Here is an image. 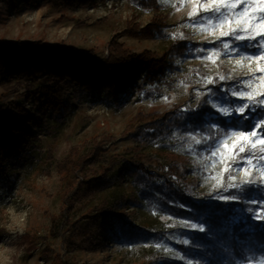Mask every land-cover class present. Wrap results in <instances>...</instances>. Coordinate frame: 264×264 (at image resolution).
Here are the masks:
<instances>
[{"label":"rangeland","instance_id":"1","mask_svg":"<svg viewBox=\"0 0 264 264\" xmlns=\"http://www.w3.org/2000/svg\"><path fill=\"white\" fill-rule=\"evenodd\" d=\"M159 1L162 8L156 11L145 9L134 0H94L76 8L61 9L43 0L29 5L20 0L18 4L0 0V40H43L78 51H91L99 59L108 55L109 43L117 34L118 40L133 51L151 50L158 55L180 34L190 40L187 54L172 60L173 66L161 82L154 83L149 93L135 91L121 106L108 102L100 94H85L70 81L61 83L72 103L67 120L62 123L50 117L34 127L39 141L31 157L24 164L11 165L12 187L0 189V264H159L155 262L157 256L177 254L181 237L170 231L176 219L151 208L140 196L131 174L133 162L140 161L152 170L161 171L167 169L177 154L178 159H184V154L191 155L192 171L180 183L199 197H207L216 183L226 181L229 172L224 171L225 165L220 160V152L228 159L223 145L217 157L211 158L210 152H199L196 145L193 147L189 142L182 145L180 128L161 139L131 137L140 123L194 97V89L205 91L210 85H204L203 77L214 79L218 73L224 74V66L229 70L235 68L232 73L238 75L237 80L261 75L255 71L257 62L249 64L245 60L236 65L239 57L232 55L230 61L220 41L208 42L213 39L211 33L216 31L214 25L208 24L209 18L214 20V14L199 12L189 17L193 5L188 0ZM158 15L165 16L168 23L163 34L136 37L125 33L136 24L146 26ZM200 24L204 25V31ZM230 39L221 38L222 41ZM241 43L247 44V41ZM213 47L221 55L204 60L209 55L207 50ZM221 63L225 65L222 67ZM199 68L206 75L196 71ZM249 68L253 70L251 73ZM45 83L46 78L38 82L0 78V98L8 102ZM149 86L146 84L145 88ZM232 87L239 90L242 85L231 82L227 93L230 94ZM252 88L264 90V84L253 80ZM231 97L215 96L213 100L218 107L239 103ZM27 105L34 110L33 103ZM233 139L229 137L226 142L231 145ZM241 146L246 147L238 144L233 154ZM93 154L97 158L89 161ZM243 155L239 153V157ZM228 162L231 163L230 159ZM248 167L260 178L264 177V160L253 159ZM231 174L239 181L244 173ZM102 181H107V186L102 189L93 186ZM124 198L129 199L126 204L121 203ZM108 204L116 205L127 220L151 228L157 234L140 243L106 235L88 215ZM260 212L263 214L264 209ZM157 243L160 248L156 247ZM247 258L240 264H264V253L258 250Z\"/></svg>","mask_w":264,"mask_h":264},{"label":"trees","instance_id":"2","mask_svg":"<svg viewBox=\"0 0 264 264\" xmlns=\"http://www.w3.org/2000/svg\"><path fill=\"white\" fill-rule=\"evenodd\" d=\"M5 1L18 4V0ZM20 1L29 5L38 0ZM43 1L54 8L61 9L87 5L94 0ZM134 1L145 9L159 11L162 8L159 0ZM167 25L165 16L158 15L146 26L141 27L136 24L129 27L125 33L136 37H156L164 33ZM118 37V34L113 37L108 46V55L101 59L91 51H78L63 45H52L43 40H0V78H26L34 82L42 78L47 79V83L21 93L18 96L20 98L8 102L0 98V189L12 187L11 165L24 164L31 157L39 141L34 127L41 124V120L44 121L50 117L62 123L67 120L72 110V103L61 83L70 81L77 88H81L85 94H100L108 102L121 106L124 99L135 91L144 90L149 93L154 83L161 82L168 68L173 66L172 60L187 54L190 44L188 38L178 37L162 55H158L151 50L133 51L124 42H120ZM220 65L223 67L225 64ZM224 70L225 73L230 71L226 66ZM196 71L206 75L204 69L199 68ZM232 75L238 77L234 73ZM216 78L217 75L214 80ZM231 82L233 81L225 84L224 92L213 88L216 96L230 98L231 94L227 92ZM146 84L150 86L145 88ZM21 98L25 101L20 100ZM231 99L235 98L231 97ZM197 102L195 95L165 113H158L148 122L140 123L139 127L131 132V137L161 139L171 136L175 128H180L181 144L189 142L195 147V142L186 135L184 124L187 121L182 119L185 115L182 110L189 104L196 107ZM28 103H33L34 110L28 108ZM198 114L202 125L217 124L219 128L215 131L218 133L221 129L227 131L235 125L234 117L231 118L230 124L229 117L223 116L209 105L200 107ZM244 124L248 127L250 122L246 120ZM259 147L258 145L256 150L257 157L260 155ZM244 155H250L247 146ZM183 156L184 159H178L177 154L167 169L161 171L152 170L140 161L132 164L131 174L134 184L139 188L140 196L145 199L146 204L163 214L174 217L176 224L170 230L171 233L178 234L181 238H189L191 241V244L187 246L178 243L177 254L157 256L155 262L187 264L186 260L180 258L183 254L192 258L193 264L197 260L202 261V264H240L243 260L247 261V256L256 250L264 253V221H253L252 214L246 211L249 207L253 209L259 207V201L264 200V190L247 187L242 194L243 199L238 203H223L207 197H199L185 184L180 183L183 176L192 171L190 165L193 158L189 154ZM96 158V154H93L88 159L91 161ZM250 172L252 178L257 179L259 183L261 178L257 172L254 170ZM241 178H244V174ZM227 181L228 176L225 182ZM106 183L107 181H102L93 186L102 189L107 186ZM253 199L257 200V204L247 202ZM128 200L124 198L121 203L126 204ZM180 205L185 207L182 208ZM94 211V214L88 215V219L95 220L99 230L108 236L116 235L128 242L140 243L157 234V231L151 228L127 220L123 214L119 213L116 205L114 207L109 204L102 205ZM189 217L195 221L203 220L206 226H210L214 238H210L207 231L201 233L182 227L181 220ZM234 217L246 220L251 226V231L244 230V223H233ZM195 245L203 247L197 248Z\"/></svg>","mask_w":264,"mask_h":264},{"label":"snow or ice","instance_id":"3","mask_svg":"<svg viewBox=\"0 0 264 264\" xmlns=\"http://www.w3.org/2000/svg\"><path fill=\"white\" fill-rule=\"evenodd\" d=\"M188 2L193 5L192 11L188 13L189 17L196 16L199 12L214 14V20L212 18L208 19V24L214 25L216 29V31L211 33L213 39L209 40V43L220 41L230 61L232 55L239 57L235 60L236 65H241L245 60L249 64L253 61L257 62L255 71L261 73L259 77L253 76L251 79L237 80L232 75V72L235 71V68H233L227 76L218 73L215 80L212 77L205 76L203 77L204 85H212V87H207L206 91H202L200 88L194 89L198 101L197 106L192 107L189 104L187 108L182 110L185 114L182 119L187 121L184 124L186 135L198 146L197 151H208L210 152L211 158H216L218 152H220V146L223 145V148L227 150L228 159L231 160V163H229L228 159L224 158V153L220 152V160L225 165L224 171L229 172L228 181L216 183L213 191L206 194L207 198L223 203H238L243 199L242 194L247 187L264 190V177L258 183L257 179L252 178V173L248 167L252 165V161L255 158L264 160V155L257 157L256 151L259 145V153H264V90L252 88L253 80H259L264 84V0H188ZM240 5H243V7L240 8ZM199 27L202 31L205 30L203 24H200ZM223 37H231V39L222 41L221 38ZM180 38H183L182 34H180ZM242 41H247V44L235 43ZM245 49H247L246 52L244 51ZM207 51L209 55L203 57L204 60H212L213 56L219 57L221 55L220 51L214 47ZM213 63L215 64V60H213ZM252 71L249 68V73ZM249 73H245V75ZM228 81H236L242 85L239 90L234 87L229 89L231 96L236 98L239 103L231 107H218V103L213 100V97L216 96L213 88L224 92L225 84ZM197 83L199 84L201 81H197ZM204 105H209L213 109H217L223 116L229 117L230 124L231 118L234 117L235 125L227 131L221 129L220 133L215 131L219 128L215 123L206 126L202 125L199 122L200 117L198 113L199 108ZM246 120L250 122L248 127H245L244 124ZM197 136L201 138L197 139ZM229 137L235 138L232 140L231 145L226 142ZM238 144L246 145L250 155L247 157H239V153L246 151L245 146L239 147L238 152L233 154L232 150ZM215 162L216 160L213 159V164ZM235 171H242L244 173V178H241L239 182H237V177L231 174V172ZM232 189L235 191H230ZM247 202L257 204V200L255 199ZM180 207L183 208L185 206L180 205ZM261 209H264V200L259 201V207L257 209L249 207L246 211L252 214L253 221H264V214H261ZM237 222L244 223V230L251 231V226L247 224L246 220L234 217L233 223ZM181 226L190 231H199L201 233L207 231L210 238H214L212 237L210 226H206L203 220L195 221L190 217L184 218L181 220ZM178 242L186 246L191 244L190 239L186 237L181 238ZM156 247L160 248V243H157ZM195 247L200 248L203 246L195 245ZM180 258L186 260L187 264H193L192 258H188L183 254H181ZM195 264H202V261L197 260Z\"/></svg>","mask_w":264,"mask_h":264}]
</instances>
